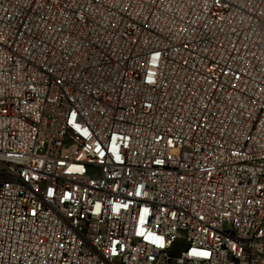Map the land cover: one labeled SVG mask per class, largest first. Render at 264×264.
<instances>
[{
    "label": "built area",
    "instance_id": "1",
    "mask_svg": "<svg viewBox=\"0 0 264 264\" xmlns=\"http://www.w3.org/2000/svg\"><path fill=\"white\" fill-rule=\"evenodd\" d=\"M0 264H264V0H0Z\"/></svg>",
    "mask_w": 264,
    "mask_h": 264
}]
</instances>
